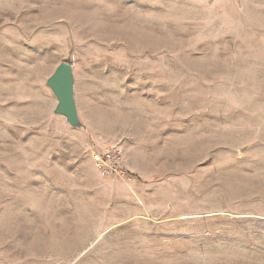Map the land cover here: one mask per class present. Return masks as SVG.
<instances>
[{
	"label": "rangeland",
	"instance_id": "rangeland-1",
	"mask_svg": "<svg viewBox=\"0 0 264 264\" xmlns=\"http://www.w3.org/2000/svg\"><path fill=\"white\" fill-rule=\"evenodd\" d=\"M0 264H264V0H0Z\"/></svg>",
	"mask_w": 264,
	"mask_h": 264
},
{
	"label": "water",
	"instance_id": "water-1",
	"mask_svg": "<svg viewBox=\"0 0 264 264\" xmlns=\"http://www.w3.org/2000/svg\"><path fill=\"white\" fill-rule=\"evenodd\" d=\"M44 85L55 98L51 110L54 116L62 118L71 128L85 130L81 122L74 96V73L72 64L61 61L45 78Z\"/></svg>",
	"mask_w": 264,
	"mask_h": 264
},
{
	"label": "built area",
	"instance_id": "built-area-1",
	"mask_svg": "<svg viewBox=\"0 0 264 264\" xmlns=\"http://www.w3.org/2000/svg\"><path fill=\"white\" fill-rule=\"evenodd\" d=\"M91 159L103 176H124L126 173L123 151L116 145L92 152Z\"/></svg>",
	"mask_w": 264,
	"mask_h": 264
}]
</instances>
